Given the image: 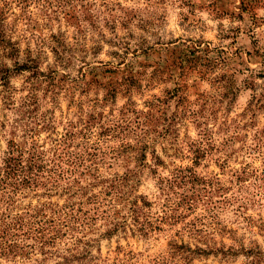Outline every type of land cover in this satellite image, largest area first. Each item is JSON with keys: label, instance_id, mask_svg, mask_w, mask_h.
Masks as SVG:
<instances>
[{"label": "rangeland", "instance_id": "obj_1", "mask_svg": "<svg viewBox=\"0 0 264 264\" xmlns=\"http://www.w3.org/2000/svg\"><path fill=\"white\" fill-rule=\"evenodd\" d=\"M4 68L0 264H264V0H0Z\"/></svg>", "mask_w": 264, "mask_h": 264}, {"label": "trees", "instance_id": "obj_2", "mask_svg": "<svg viewBox=\"0 0 264 264\" xmlns=\"http://www.w3.org/2000/svg\"><path fill=\"white\" fill-rule=\"evenodd\" d=\"M4 38L2 39V42L5 44L4 45V50H5V56L6 58H8L9 60L11 61H14V64H15V68L16 70H20L22 72H33V74H35V76H43V73L40 72V69H39V61L38 59H35L33 58L32 56H27V60L24 62V63H21L20 62V50H19V47H18V44L17 43H11L10 41L8 42H4ZM55 55H57V59H61L59 58L58 56L60 55V52H58L57 50L54 51ZM2 71H0L1 73H4V81L7 83L10 81V70H6L5 68L4 69H1ZM5 70V72H4ZM55 73V71H54ZM13 159H11L12 161ZM68 172V171H67ZM25 184H30L31 183V179H28V180H25L24 181ZM18 246L17 245H12L11 246V250H14L16 249Z\"/></svg>", "mask_w": 264, "mask_h": 264}]
</instances>
